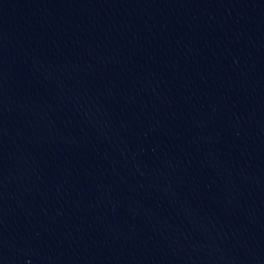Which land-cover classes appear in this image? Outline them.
Masks as SVG:
<instances>
[{"label":"water","instance_id":"1","mask_svg":"<svg viewBox=\"0 0 264 264\" xmlns=\"http://www.w3.org/2000/svg\"><path fill=\"white\" fill-rule=\"evenodd\" d=\"M0 264H264V0H0Z\"/></svg>","mask_w":264,"mask_h":264}]
</instances>
